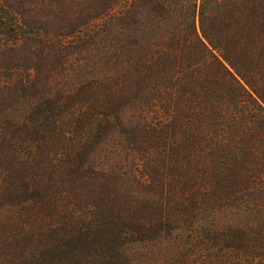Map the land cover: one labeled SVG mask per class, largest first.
<instances>
[{"label":"trees","instance_id":"16d2710c","mask_svg":"<svg viewBox=\"0 0 264 264\" xmlns=\"http://www.w3.org/2000/svg\"><path fill=\"white\" fill-rule=\"evenodd\" d=\"M0 264H264V0H1Z\"/></svg>","mask_w":264,"mask_h":264},{"label":"rangeland","instance_id":"374dc122","mask_svg":"<svg viewBox=\"0 0 264 264\" xmlns=\"http://www.w3.org/2000/svg\"><path fill=\"white\" fill-rule=\"evenodd\" d=\"M1 7H2V2H1V0H0V9H1Z\"/></svg>","mask_w":264,"mask_h":264}]
</instances>
